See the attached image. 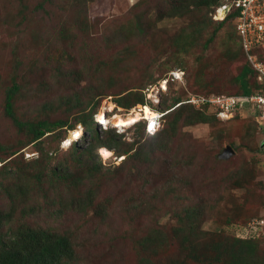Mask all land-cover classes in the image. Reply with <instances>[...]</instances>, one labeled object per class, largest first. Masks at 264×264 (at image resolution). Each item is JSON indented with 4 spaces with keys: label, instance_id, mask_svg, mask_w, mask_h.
<instances>
[{
    "label": "rangeland",
    "instance_id": "1",
    "mask_svg": "<svg viewBox=\"0 0 264 264\" xmlns=\"http://www.w3.org/2000/svg\"><path fill=\"white\" fill-rule=\"evenodd\" d=\"M168 6V0H0V166L8 161L14 170L19 165L37 170L44 166L43 159L52 157L51 165L67 161L78 170L77 155L70 148L74 143L87 144L81 138L58 148L55 138L42 151L28 145L21 148L24 157L20 151L12 155L18 149V137H24L4 109L5 89L13 80L23 83L14 100L17 115H46L53 120L68 118L70 122L76 120L81 109L77 113L70 110L58 99L60 96L70 98L83 90L89 99L102 86L105 94L94 96L93 101H102L103 110H110L115 108L114 98L123 91L121 88L130 91L146 85V90L148 82L176 69L179 65L175 61L179 59L185 62L184 83H170L167 93L160 96L162 100L163 96H167V102H172L174 96L186 98L209 85L216 92L237 91L238 84L231 76L241 57L234 61L228 53L222 54L225 43L220 45L221 51L216 45L208 47L203 56L209 59L201 62L196 63L192 55L201 54L202 45L194 44L182 58L176 56V40H185L177 35L188 32L191 17L159 20V14ZM79 11L91 25L86 28L89 33L83 28L80 33L72 23ZM60 53L70 54L66 65L63 59L55 60ZM58 66L63 68L60 72ZM74 69L80 71V77L72 74ZM53 81L63 83L58 86L51 84ZM149 95L157 100V94ZM59 105L64 106L59 109ZM241 107L232 114H220L222 119L180 125L174 137L162 143V149L148 158L143 152L133 168L125 161L127 154L117 157L115 153L110 160L102 158L106 169L98 173L102 174L100 178L96 171L87 180L62 182L69 188H58L54 194L45 180L43 190L34 187L28 195L19 194L21 203L12 224L66 233L74 249L70 264H145L143 256L148 249L144 252L139 246L154 231L165 233L166 242L150 253L152 264H211L215 250L201 255L200 261L189 256L191 245L200 243L201 250H211L213 243L223 238L243 242L247 254L251 253L247 248L251 244L253 252L247 258L264 264L263 136L254 119L260 118L258 106L250 101ZM215 109L209 107L206 111L212 113ZM115 111L128 114L125 108ZM166 118L161 127L168 126L170 118ZM98 129L100 138H105L103 129ZM80 130L85 133L83 128ZM116 131L126 141L139 138L137 126ZM228 145L233 153L228 158L220 157ZM91 156L97 164V154ZM18 172L20 176L21 170ZM13 173L3 177L2 182L12 185L28 181ZM59 194L67 198L74 195L76 202H69L63 212L55 213L62 208L54 203ZM83 200L89 203L84 209L78 204ZM10 204V198L0 191V211L5 213ZM255 237L263 238L250 239Z\"/></svg>",
    "mask_w": 264,
    "mask_h": 264
},
{
    "label": "trees",
    "instance_id": "2",
    "mask_svg": "<svg viewBox=\"0 0 264 264\" xmlns=\"http://www.w3.org/2000/svg\"><path fill=\"white\" fill-rule=\"evenodd\" d=\"M223 1L224 0H168L170 6H168V9L159 14V20L164 17H191V21L187 26L188 32L186 34L183 33L177 35L179 39L185 37V40H182L184 42L176 40V45L179 47L178 50H176L177 57L181 55L182 58L184 54L187 55L190 51V47L195 44L196 46L202 45L200 46L202 50L201 54L192 55L194 56L195 62H201L204 58L208 60V57L203 56V52L209 49L208 47H214L215 45L217 46V51H221L222 49L220 45L222 43H225V49L222 54L228 53L229 58L234 61L241 57L237 71L234 76H231L233 83L238 84L237 91L234 93L216 92V90L209 85L202 91L199 90L190 93L186 98L174 96L175 98L173 97L172 102H167V96H163V100L161 99L158 104H153V101L147 97V92L143 90L146 85L143 89L133 88L130 91L125 90L127 88H121L123 91L116 93V97L114 99L116 109L118 110L125 108L126 111H128L131 107L136 106L138 103L144 104L149 102L152 103L153 106L156 105L155 107L160 111H165L162 120L164 123V120L167 119L166 117H168V119L170 118L168 120V126L161 127L156 133H149L146 130V122L144 120H140L128 127L132 128L137 126L139 138H135L133 141H126L123 134L117 132L115 127L103 128L102 126H99L94 119V114L102 106V101H93V99L96 95L98 97L105 94V88L102 86H98L97 94L90 96L89 99H86V91L83 90L76 91V93L70 98L66 96H60L58 98L61 99V101H63V103L75 113H77L76 110L81 109V113H77L76 120L72 122H70L68 118L53 120L46 115L34 116L33 118H24L17 115L16 109L18 108L15 105L14 100L18 92L21 90L23 83L13 80L12 84L5 89V114L12 118L17 126L19 134H24V137H18V149L13 150L12 155L20 151L19 155L24 157V150L22 149L28 145H34L35 148L42 151L43 147L48 143L50 144L54 142L55 138L57 139V147L59 148L62 140L68 136L69 130L75 128L78 123H81L85 128L86 134L84 135L83 140L86 139L87 144L85 146H81L80 144L74 143L70 148L72 154L77 155L75 167L78 170H75L73 165L67 161L59 162L53 166L51 165L52 157L43 159L42 161L44 162V166L37 170L31 168L26 170L23 165L17 166V169L14 170V168L7 164L8 161L0 166V168L3 167L0 171V191L3 192L5 196L10 198L11 203L9 209L5 210V213L0 211V264H70V260L74 257V249L71 247L70 239L66 233L53 232L52 230L41 226L34 227L27 224H20L16 226L12 224L14 212L16 211L17 206L21 203L19 200L20 193L28 195V192L34 187L38 190H43L45 180L48 181L47 189L49 191H53L54 194V190L56 191L58 188H69L65 183L62 184V182L71 183L73 180H87L88 178H92L96 171L97 178H100V176H102L105 172L102 171L105 167H103V163H101L102 157L100 156V152L102 154L106 149H111L114 156L116 155L115 153H117V157L122 154H127L125 161L130 162V166L133 168V164H135L139 157L145 155L148 158L151 154H156L159 149H162L165 146L164 145L162 147V143H164L166 139H172L180 125H195L215 120L216 118L222 119L216 112L209 113L206 111L207 108H209L208 103L198 107L194 103L188 102L187 99L193 94L206 97L224 94L227 96H249L256 92H264V84L259 78V72L251 65L243 48L242 37L238 31L236 20L238 19V15H240V10L235 7L229 11L225 18H215L216 7L222 4ZM42 6L43 3H40V7ZM81 15L80 11L78 14H75L73 16L72 23L74 26L77 25V30L80 33H82V28L85 33H89L86 28L91 25L88 24L87 17L82 18ZM64 30L65 29H62L61 32L64 33ZM140 31L142 32L143 30L141 29ZM185 31H187V29ZM254 51L258 54L259 59L264 61V47H254L253 52ZM58 59H63L64 64L66 65L67 61L70 59V54L67 56L64 53H60L59 56L55 57L56 61H58ZM175 64L182 68L184 67L185 62H182V60L179 59L175 61ZM58 69L60 72L63 68H59L58 66ZM72 74L80 77L81 73L78 69H74ZM167 74L168 72L160 78L167 76ZM185 75L186 72L184 73V78ZM157 80H159V78L152 82H148V84L153 85ZM53 82H51V84H56L58 86H61V83H63L57 81ZM174 82H178L180 84L184 83L183 81L170 79L169 84ZM32 91L35 92L36 89H33ZM165 93H167V91H161V95ZM50 106L48 105L49 108ZM62 106L64 105H59V109ZM241 106L242 105L239 104L237 108L241 109ZM70 110L66 112H71ZM259 111L260 110H258V116L260 117L261 113H259ZM235 113V116H237L238 110L235 111ZM110 114L111 112H109V115ZM254 119L256 121L258 132L261 134V137L263 136L261 139V145H263L264 128L262 127L261 119ZM98 127L102 128V131L107 135L105 138H100ZM143 152L145 153L144 155ZM96 154L99 158L97 164L91 156ZM110 159L111 157L108 160ZM11 160L12 159L9 161ZM18 169L21 170L20 176L16 174L19 173ZM27 171L28 174L26 173ZM99 172H102V174L98 175ZM11 173L14 175L16 174L15 176H17V178L25 177L28 181L25 184L16 182L15 184L9 185L3 183L2 178L10 175ZM90 192L95 193V190H90ZM69 196L67 198L64 197L63 194H59L58 198H55L56 200H54V203L56 202L62 206L61 209H56L55 213L63 212V209L68 207L69 202H76V196ZM78 204L83 206L81 207L79 205V208L82 209H84L86 205H89V203H85V200L80 201ZM32 210L34 211L36 208L34 207ZM262 238L263 237H255L250 239L257 240ZM165 242L166 234L163 232L154 231L144 237V242L139 247H141L144 252L148 249V253H145L143 256V260H146L145 264H152V262H150V253L156 247L161 246ZM213 245L215 246L214 248L209 250L206 247L204 251L200 249V243L195 245L192 244L189 256L202 261L200 258L201 255H208L209 252L215 250L211 257V264H216L217 262L226 264H258L257 262H250V259L247 258L253 252L251 244L247 247L251 250V253L249 254H247V251L245 252L243 250V242L238 244L232 243L228 238H223L218 242L213 243Z\"/></svg>",
    "mask_w": 264,
    "mask_h": 264
},
{
    "label": "built area",
    "instance_id": "3",
    "mask_svg": "<svg viewBox=\"0 0 264 264\" xmlns=\"http://www.w3.org/2000/svg\"><path fill=\"white\" fill-rule=\"evenodd\" d=\"M239 8L240 15L238 16V31L243 39V44L247 52H250L252 47L255 44H264V0H231L230 3L224 4L223 9L225 14H227L232 8ZM218 16H215V18ZM249 59L251 60L253 66L260 71L262 75H264V63L258 61L254 54H248ZM172 74L175 76H180L181 72L172 71ZM174 79L173 76L170 77ZM169 78H165L160 83L161 89L159 86L152 85L148 87L145 91L148 90L151 93L157 94V100L154 97L149 95L150 92H147V97L154 100L159 101L160 92L167 90ZM157 89V92L154 90ZM161 90V91H160ZM188 102L194 103L196 106L200 107L203 104L208 103L209 107H215V112L217 115L222 117L220 114L223 113H231L238 107V105H243L244 102H253L258 106L260 110V119L262 123V127L264 128V93H256L251 96L247 95H211V96H200L193 94L188 99ZM103 105V104H102ZM146 105L137 104L134 109H139L141 112V117H145L147 120V131L151 134L157 132L163 123L161 119L162 115L165 111H151L152 116L147 117L145 113ZM112 110H106L105 115L107 116L109 112ZM100 112V111H99ZM97 113V115L99 114ZM232 114V113H231ZM154 115V116H153ZM98 119V118H97ZM98 121V120H97Z\"/></svg>",
    "mask_w": 264,
    "mask_h": 264
},
{
    "label": "clouds",
    "instance_id": "4",
    "mask_svg": "<svg viewBox=\"0 0 264 264\" xmlns=\"http://www.w3.org/2000/svg\"><path fill=\"white\" fill-rule=\"evenodd\" d=\"M231 2V0H224L223 2H222V4H220V5H218L217 7H216V13H215V16H218V17H216L217 19H222V18H225L226 17V15L229 13H227V14H225V12H224V9H223V5L224 4H228V3H230ZM239 9V8H238ZM240 10V9H239ZM240 14V13H239ZM239 16V15H238ZM236 22H237V26H238V19L236 20ZM240 34V33H239ZM241 36V35H240ZM242 37V36H241ZM242 43H243V39H242ZM254 47H257V48H259V47H264V44H255L253 47H252V49L250 50V52H247L246 51V49H245V47H244V44H243V48H244V50H245V52H246V54H247V56H248V54L249 53H252V54H254L255 55V57L258 59V61L259 62H261V63H264V61H261L260 59H259V56H258V54L254 51L253 52V49H254ZM248 59H249V56H248ZM249 61H250V63H251V65L253 66V64H252V62H251V60L249 59ZM254 67V66H253ZM254 69L255 70H257L255 67H254ZM172 71H176V72H181V71H183V73H180V76L178 77V76H175L174 74H172L171 72ZM258 72H259V78L261 79V81H262V83L264 84V75H262L261 73H260V71L259 70H257ZM184 73H185V71L182 69V68H176V69H173V70H170L169 72H168V74H167V76H164V77H162V78H160L156 83H154L153 85H158L159 86V88L161 89L162 87H161V85H160V83L162 82V80L163 79H165V78H169V81H170V77L171 76H173L174 77V79H172V80H178V81H183L184 79ZM169 81H168V85H169ZM150 86H152V85H150ZM149 86V87H150ZM148 88V87H147ZM167 90H168V86H167ZM167 90H165V91H167ZM161 91V90H160ZM256 93H259V92H256ZM256 93H254V94H256ZM260 93H264V92H260ZM253 95V94H252ZM160 96H161V92H160ZM249 96H251V95H249ZM150 99V98H149ZM152 100V99H151ZM161 100V99H160ZM160 100L159 101H154V100H152L153 102V104H158L159 102H160ZM112 102V101H111ZM155 102V103H154ZM152 103H149V102H147V103H144V104H141V103H138V104H141V105H146V107H148V108H150L151 109V111H153V112H155V111H158V112H161L158 108H156L155 106H153V104ZM248 103V102H247ZM247 103H244V104H247ZM114 104H115V108H116V103L114 102ZM244 104H243V106H244ZM134 107H136V106H133V107H131L129 110H128V113L132 110V109H134ZM115 108L112 110V111H110V112H118V111H115ZM102 109V107H100L99 108V110H97V112L94 114V119H95V121H96V115H97V113L100 111ZM257 109H258V107H257ZM259 110V109H258ZM121 111H119V113H120ZM260 112V111H259ZM164 115V114H163ZM163 115H162V117H163ZM107 116H109V114L107 115ZM162 117H161V119H162ZM140 120H144L145 122H146V124H147V119L145 118V117H141V119ZM140 120H138V121H140ZM137 122V121H136ZM136 122H134V123H136ZM134 123H132L131 125H133ZM97 124L99 125V126H102L103 128H108V127H115L117 130H118V127H116V126H112V125H106V124H103V123H98V121H97ZM163 124V123H162ZM130 125V126H131ZM130 126H128V127H130ZM80 128H83V130L85 131V129H84V127H83V125L81 124V123H78L77 125H76V127L75 128H72V129H70L69 130V133H68V136L65 138V139H63L62 140V142H61V146L62 147H64V146H70L71 144H73L74 142H78V141H80L81 140V138H83L84 137V135L86 134V132L85 133H83V134H79L76 138L75 137H73V138H71V135H74L76 132H78V130H80ZM124 128H127V127H124ZM146 130H147V125H146ZM80 133V132H79ZM156 133V132H155ZM73 139V140H71L68 144H66V142L69 140V139ZM262 144L264 145V139H263V142H262ZM103 147V146H102ZM101 149V148H100ZM99 152H100V150H99ZM100 155H101V152H100ZM102 156V155H101ZM114 156V155H113ZM112 157V156H111ZM102 158L104 159L105 157H103L102 156ZM108 158H110V157H108ZM108 158H105V159H108ZM1 164V163H0Z\"/></svg>",
    "mask_w": 264,
    "mask_h": 264
},
{
    "label": "bare ground",
    "instance_id": "5",
    "mask_svg": "<svg viewBox=\"0 0 264 264\" xmlns=\"http://www.w3.org/2000/svg\"><path fill=\"white\" fill-rule=\"evenodd\" d=\"M113 109L114 108H111L110 110H113ZM145 113L147 114V117L152 116L151 109L148 108V107L145 109ZM113 116L116 119H114L112 121L111 118ZM140 119H141V113L139 111H137V109H134V110L132 109L131 112L128 113L127 115H122L120 113L111 112V114L109 116H106L105 115V111L102 108L100 110L99 114L96 115V122L98 120V123H100V124L103 123V124H106L107 126L110 124V125L116 126L118 128L128 127L132 123H134V122H136V121H138ZM81 132H82V130H78V132H76L74 135H71V138H73V137L76 138L79 134H81ZM71 138L66 142V144H68V142L73 140ZM102 156L105 157V158L111 157V156H113V151L111 149H106V150L103 151Z\"/></svg>",
    "mask_w": 264,
    "mask_h": 264
},
{
    "label": "water",
    "instance_id": "6",
    "mask_svg": "<svg viewBox=\"0 0 264 264\" xmlns=\"http://www.w3.org/2000/svg\"><path fill=\"white\" fill-rule=\"evenodd\" d=\"M244 103H247V102H244ZM233 151H234V150L228 145V146H226V148L224 149V152L220 154V157H222V158H228L229 155H230L231 153H233Z\"/></svg>",
    "mask_w": 264,
    "mask_h": 264
}]
</instances>
